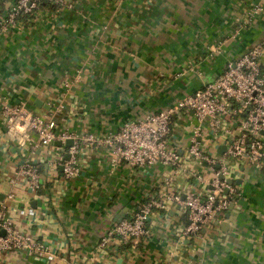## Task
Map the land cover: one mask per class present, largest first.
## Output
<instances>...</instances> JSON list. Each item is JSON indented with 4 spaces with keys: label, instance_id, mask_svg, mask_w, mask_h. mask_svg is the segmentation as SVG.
Segmentation results:
<instances>
[{
    "label": "crops",
    "instance_id": "obj_1",
    "mask_svg": "<svg viewBox=\"0 0 264 264\" xmlns=\"http://www.w3.org/2000/svg\"><path fill=\"white\" fill-rule=\"evenodd\" d=\"M2 2L0 19L7 14ZM65 2L59 10L42 6L0 35V98L39 114L63 106L57 132L68 131L80 142L171 107L264 42V7L245 28L246 14L264 0ZM181 131L175 146L185 157L191 133ZM67 142L43 149L37 135L11 128L0 112V205L20 232L45 244L54 258L12 253L0 264H157L171 254L173 264H264V172L245 167L235 170L242 196L202 239L183 236L188 220L168 202L156 210L148 238L114 259L98 255L101 238L120 216L128 217L151 195L164 196L170 169L114 168L108 148L83 145L81 175L66 182L51 160L69 150ZM226 146L220 141L218 153ZM25 163L41 173L45 189L39 194L18 181ZM188 186L179 178L181 191Z\"/></svg>",
    "mask_w": 264,
    "mask_h": 264
},
{
    "label": "built area",
    "instance_id": "obj_2",
    "mask_svg": "<svg viewBox=\"0 0 264 264\" xmlns=\"http://www.w3.org/2000/svg\"><path fill=\"white\" fill-rule=\"evenodd\" d=\"M2 5L6 7L7 0H3ZM44 5L59 10L66 2L15 0L6 7V16L0 19V35L18 27L21 17L30 18ZM263 7L256 5L246 14L245 28L262 13ZM188 69L194 71L195 67L190 64ZM81 78V72H77L76 80ZM63 109L60 106L53 113L39 114L25 104L12 105L0 98V112L8 125L24 127L37 135L41 148H49L56 141L63 144L73 141L68 151L63 150L51 160L55 174L62 169L66 182L81 175L78 157L83 145L108 148L114 168L125 163L137 170L155 166L170 169L163 181L164 196L151 195L135 204L129 216L113 224L101 238L96 250L98 255L114 259L132 242L148 238L156 210L166 209L168 202L188 220L183 236L202 239L203 231L224 222L230 206L242 196L235 185L238 179L235 170L245 167L261 171L264 168V42L229 62L221 75L194 94L157 114L127 122L115 133L98 138L88 135L81 142L68 131L58 133L56 118ZM181 130L191 133L185 157L175 146V137ZM220 141L227 145L223 155L217 151ZM179 178L189 182L187 190L179 189ZM18 179L27 181L35 194L45 189L40 171L27 163L19 166ZM12 253L54 259L45 244L20 232L5 206L0 205V257ZM170 257L157 264H173V255ZM189 264L201 263L190 261Z\"/></svg>",
    "mask_w": 264,
    "mask_h": 264
},
{
    "label": "water",
    "instance_id": "obj_3",
    "mask_svg": "<svg viewBox=\"0 0 264 264\" xmlns=\"http://www.w3.org/2000/svg\"><path fill=\"white\" fill-rule=\"evenodd\" d=\"M38 105L40 106V104H38ZM72 145H73V141H72V140L67 142V146H68V147H71ZM225 149H226V147L220 150V151H221V152H220L221 155L224 154V151H226ZM66 159L69 160V159H70V156L67 155V156H66ZM218 168H219V167H218ZM229 183L232 184V182H229ZM233 207H234V206L231 205V206H230V210H233ZM227 217L229 218L230 215H227ZM123 219H124V215H123V216H120V218H119V220H118L117 223L121 222ZM226 226H228V225L226 224Z\"/></svg>",
    "mask_w": 264,
    "mask_h": 264
},
{
    "label": "trees",
    "instance_id": "obj_4",
    "mask_svg": "<svg viewBox=\"0 0 264 264\" xmlns=\"http://www.w3.org/2000/svg\"><path fill=\"white\" fill-rule=\"evenodd\" d=\"M221 75V74H220ZM200 90V89H199ZM263 170V172H264V168L262 169Z\"/></svg>",
    "mask_w": 264,
    "mask_h": 264
}]
</instances>
